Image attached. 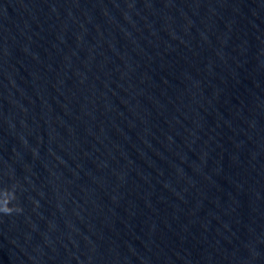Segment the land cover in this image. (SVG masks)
<instances>
[{
  "label": "water",
  "instance_id": "1",
  "mask_svg": "<svg viewBox=\"0 0 264 264\" xmlns=\"http://www.w3.org/2000/svg\"><path fill=\"white\" fill-rule=\"evenodd\" d=\"M0 264H264V0H0Z\"/></svg>",
  "mask_w": 264,
  "mask_h": 264
}]
</instances>
